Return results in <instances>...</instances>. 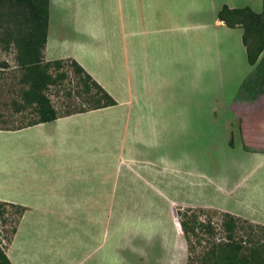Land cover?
I'll use <instances>...</instances> for the list:
<instances>
[{
    "label": "crops",
    "instance_id": "0c3cea01",
    "mask_svg": "<svg viewBox=\"0 0 264 264\" xmlns=\"http://www.w3.org/2000/svg\"><path fill=\"white\" fill-rule=\"evenodd\" d=\"M62 1L49 0L45 61L76 60L116 104L58 114L55 120L15 129L0 128V201L22 210L5 251L12 264H130L137 255L148 260L155 239H162L165 247V230H154L129 212L121 214L130 219L120 226L119 203L155 200L146 195L149 191L171 198L150 179L166 169L158 162L160 157L136 156L137 147H163L169 126L183 120L184 103H193L182 99L184 78L197 90L201 74L229 69L235 57L249 76L256 73L255 80L264 75V51L255 65L250 64L243 28L231 27L218 16L224 6L264 13V0H125L127 17L112 20L118 21L120 33L111 36L102 31L108 22L102 17L76 22L59 18L52 26L51 11ZM116 1L121 13L122 0ZM137 5L138 18L133 16ZM235 103L227 104L230 116L239 115L232 111ZM27 106L32 105L22 100L17 113ZM249 121L240 126L246 138L249 133L243 126H250ZM262 125H254L259 132L255 148L243 149L258 164L264 161ZM123 171L126 186L137 187L139 196L134 192L120 196ZM170 172L179 176L175 169ZM261 186L264 180L256 183L263 190ZM258 199L263 206L264 195ZM258 202L250 207L242 201L247 207L241 210H254V217L252 213L246 217L264 225V209ZM173 218L172 232L178 226L176 213ZM183 237H178L180 242Z\"/></svg>",
    "mask_w": 264,
    "mask_h": 264
},
{
    "label": "rangeland",
    "instance_id": "374dc122",
    "mask_svg": "<svg viewBox=\"0 0 264 264\" xmlns=\"http://www.w3.org/2000/svg\"><path fill=\"white\" fill-rule=\"evenodd\" d=\"M117 3L116 0H64L58 4L59 7H53L51 11L52 26L56 25L59 18L75 21L102 17L108 20L102 30L104 33L110 36L113 33H120L118 21L112 20L125 19L127 6L125 0H122L123 8L121 13H118ZM134 9L133 16L138 18L140 6L137 5ZM69 26L71 28L72 25ZM141 38L140 34L139 39ZM15 54V50H5L3 44L0 45V128L15 129L32 123L38 117L33 106H27L23 113H17L16 107L22 103L26 85H21L22 72L17 66ZM4 62L8 64L7 67H2ZM52 72L54 75H63L46 91L59 114H68L95 105L93 100L95 88H90L88 92V80L75 71L69 59L64 60L62 68H53ZM248 76L245 64L239 57H235L232 58L229 69L220 68L214 73L201 74L202 79L199 78L197 90L192 88L193 82L184 78L181 86L182 99L184 102L193 100V103L186 104L187 106L184 103L183 120L169 126L163 147H137L136 156L151 159L160 157L158 162L166 169L159 170L160 177L150 175V179H153L157 187L165 189L171 199L165 200L158 197V193L149 191L146 195H151L152 198L156 196L155 200L119 203L120 226L126 225L125 219H130L126 214L125 216L121 214L129 212L127 213L129 216H135L149 224L152 229L165 230L167 239L165 247L162 245V239H155V244L151 248L153 250L151 258L141 260L137 255L132 258L130 264H188V245L184 237L181 242L178 239L180 234L184 236L178 221L193 216H198L200 222L211 224L213 227V231L199 227L197 231L200 236H192L197 253L207 250L214 242L228 241L223 226L227 213L238 218L234 235L236 240L242 241L248 247L254 243L264 242L262 230L264 225L246 217L248 213H252L250 216L254 217V210L246 213L245 209H241L247 206L240 204L243 201L252 207L260 199L258 197L264 195V188L263 190L256 188V183L264 180V161L258 164L257 159L247 156L244 152L245 149L250 151L255 148V139L259 136L258 130L254 129L256 122L263 123L264 128V84L260 82L262 77L255 80V72ZM8 84L10 88L4 87ZM186 93H189V96H186ZM250 96L251 99H243ZM230 101L236 102L232 105V111L243 116L242 120L239 115L230 116L227 110ZM247 119L250 120V126L245 125L246 128L243 126L249 133L246 138L240 126L242 122L248 123ZM14 136L9 135L13 139ZM262 139L264 140V137ZM170 169L177 170L179 176L171 175ZM164 172L168 173L167 176ZM125 175L123 171L120 176V196H127L133 192L135 196H139L137 187L126 186ZM258 205L262 206L261 202H258ZM262 207L264 209V203ZM3 209L5 213L0 215V245L6 246L18 221L19 209L14 205H5ZM239 210L243 212L242 215L237 212ZM175 213H178L176 218L178 226L176 225L177 229L172 232L173 226L175 227L173 218ZM194 255L192 253V256Z\"/></svg>",
    "mask_w": 264,
    "mask_h": 264
},
{
    "label": "trees",
    "instance_id": "16d2710c",
    "mask_svg": "<svg viewBox=\"0 0 264 264\" xmlns=\"http://www.w3.org/2000/svg\"><path fill=\"white\" fill-rule=\"evenodd\" d=\"M218 16L231 27L240 25L243 28V42L246 45L248 61L255 65L264 51V13H258L251 7L231 9L224 6ZM48 26L49 0H0V45L3 44L5 50L16 51V63L22 72L20 81L27 85L23 90V100L27 105H32L38 115L29 125L55 120L59 114L46 91L63 77L62 74L54 75L52 69L62 68L64 60L44 59ZM69 61L75 67V71L88 80V92L90 88L96 90L93 96L95 105L79 111L116 104L114 98L76 60ZM7 66L6 62L2 63V67ZM260 82L264 84V75ZM5 205L11 204L0 201L2 208L0 215L5 213L3 209ZM17 209L20 217L22 210ZM238 222V218L227 213L223 226L228 241L214 242L207 250L197 253L192 236H200L197 231L199 227L201 229L206 227L209 231H213V227L211 224L200 222L198 216L183 218L180 223L188 245V264H264V242L254 243L248 247L234 238ZM16 226L12 235L16 232ZM262 228L264 231V227ZM198 242H201L200 238ZM5 247L0 245V264H12ZM192 253L195 255L192 256Z\"/></svg>",
    "mask_w": 264,
    "mask_h": 264
},
{
    "label": "water",
    "instance_id": "95a60500",
    "mask_svg": "<svg viewBox=\"0 0 264 264\" xmlns=\"http://www.w3.org/2000/svg\"><path fill=\"white\" fill-rule=\"evenodd\" d=\"M176 218H178V213H176ZM178 222H179V224L181 225L180 221H178Z\"/></svg>",
    "mask_w": 264,
    "mask_h": 264
}]
</instances>
